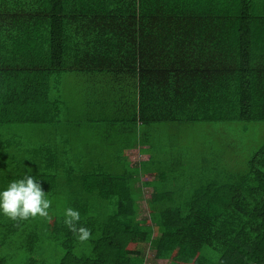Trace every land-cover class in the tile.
Returning a JSON list of instances; mask_svg holds the SVG:
<instances>
[{
  "label": "trees",
  "instance_id": "16d2710c",
  "mask_svg": "<svg viewBox=\"0 0 264 264\" xmlns=\"http://www.w3.org/2000/svg\"><path fill=\"white\" fill-rule=\"evenodd\" d=\"M213 121L264 122V0H0V188L30 174L51 201L0 214V264H264V141L189 191L147 148L157 128ZM83 123L102 142L89 159ZM137 126L149 157L130 166ZM146 186L152 223L134 208Z\"/></svg>",
  "mask_w": 264,
  "mask_h": 264
},
{
  "label": "rangeland",
  "instance_id": "374dc122",
  "mask_svg": "<svg viewBox=\"0 0 264 264\" xmlns=\"http://www.w3.org/2000/svg\"><path fill=\"white\" fill-rule=\"evenodd\" d=\"M68 106L73 107L80 115V105L70 103ZM99 111L102 109L99 108ZM80 128H85L89 131L88 133H91L88 136L83 134L89 138L88 145L94 144V147H100L99 136L92 132L97 131L96 124L91 128L89 124L83 123ZM169 128L170 126L164 127L160 131L157 128L155 141L148 142L147 148L150 153L158 150V147L159 152L162 149V153L158 156L159 159H168L173 163L172 171L169 173L171 174L170 185L183 187L186 191L205 184L207 181L218 180L224 170L242 165L245 163L248 153L255 150L264 141V122L213 121L198 122L197 124L190 122L178 129ZM80 135L77 132L76 137L79 138ZM26 138L30 139L29 136ZM72 145L77 147L76 138ZM132 157L130 166H134L142 158L137 151ZM178 160L179 166L176 163ZM100 161L104 160H98V162ZM217 164H219L218 167ZM152 179L154 177L151 175L143 177L144 181ZM140 185L143 187L142 184ZM143 190L146 198L134 203L136 216L143 223H152L149 216L150 210L146 203L151 189L146 186ZM43 246L44 243L39 246L36 252V257L39 260L42 259ZM148 255L149 259H153L151 251ZM42 261L44 260L42 259ZM154 264H165V261H154Z\"/></svg>",
  "mask_w": 264,
  "mask_h": 264
},
{
  "label": "clouds",
  "instance_id": "9594fccd",
  "mask_svg": "<svg viewBox=\"0 0 264 264\" xmlns=\"http://www.w3.org/2000/svg\"><path fill=\"white\" fill-rule=\"evenodd\" d=\"M51 201L46 198L38 180L26 174L19 179L11 180L6 187L0 188V214L13 220L28 219L37 215H48ZM80 214L72 208L65 209L64 223L78 233L77 239L85 241L90 232L85 227L76 228L74 221L79 220Z\"/></svg>",
  "mask_w": 264,
  "mask_h": 264
},
{
  "label": "crops",
  "instance_id": "0c3cea01",
  "mask_svg": "<svg viewBox=\"0 0 264 264\" xmlns=\"http://www.w3.org/2000/svg\"><path fill=\"white\" fill-rule=\"evenodd\" d=\"M140 125V124H139ZM138 128L135 130V139L133 141L132 144H130V147L128 149H124L122 151V156L126 157L127 159H129L131 162H132V155L134 154V152H139L140 153V156L142 157L140 160L141 161H145L148 159V155L147 154H144L142 153V150H145L146 149V146L144 145H141V142H140V129H139V126H137ZM128 137V134L126 135H123L121 133H116L114 134L111 139L107 142V145L106 147H104V151L103 152H106V157L110 160H113L115 159L117 156L118 153H116V150H117V147H115V143H120V141L122 140H125L127 139ZM116 142H115V141ZM102 143V142H101ZM100 143V144H101ZM94 144H90L88 145L87 143L86 144H82L80 143V147L78 148V151H81L82 154H83V158H86V159H89L90 157H93L94 154H97V153H101V151H94ZM84 155H90V156H84ZM96 156V155H94ZM101 158H104L103 155L99 156ZM145 157H147L146 159H144ZM143 159V160H142ZM139 162V161H138ZM134 164V163H133ZM150 197V196H149ZM139 201V200H138ZM161 261V260H160Z\"/></svg>",
  "mask_w": 264,
  "mask_h": 264
}]
</instances>
